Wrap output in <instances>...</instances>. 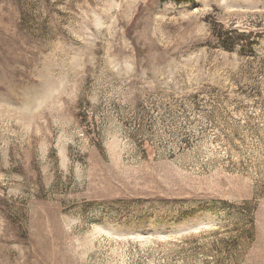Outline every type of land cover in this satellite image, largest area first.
<instances>
[{"label":"rangeland","instance_id":"374dc122","mask_svg":"<svg viewBox=\"0 0 264 264\" xmlns=\"http://www.w3.org/2000/svg\"><path fill=\"white\" fill-rule=\"evenodd\" d=\"M0 264H264V0H0Z\"/></svg>","mask_w":264,"mask_h":264},{"label":"trees","instance_id":"16d2710c","mask_svg":"<svg viewBox=\"0 0 264 264\" xmlns=\"http://www.w3.org/2000/svg\"><path fill=\"white\" fill-rule=\"evenodd\" d=\"M177 1H185V0H177Z\"/></svg>","mask_w":264,"mask_h":264}]
</instances>
